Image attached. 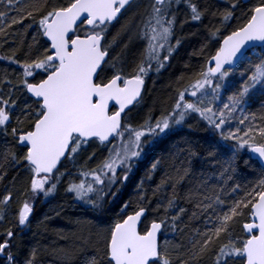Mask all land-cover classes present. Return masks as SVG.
<instances>
[{
  "label": "snow or ice",
  "instance_id": "snow-or-ice-1",
  "mask_svg": "<svg viewBox=\"0 0 264 264\" xmlns=\"http://www.w3.org/2000/svg\"><path fill=\"white\" fill-rule=\"evenodd\" d=\"M190 27L203 37L197 65L134 126L148 80L171 67ZM4 45L0 60L16 68L0 74V264H40L28 236L37 202L63 188L106 216L146 149L192 120L209 134L210 159L228 153L216 185L203 180L191 209L175 183L166 202L123 203L83 264H264V114L243 113L264 98V0H0ZM169 232L190 235L172 244Z\"/></svg>",
  "mask_w": 264,
  "mask_h": 264
},
{
  "label": "trees",
  "instance_id": "trees-1",
  "mask_svg": "<svg viewBox=\"0 0 264 264\" xmlns=\"http://www.w3.org/2000/svg\"><path fill=\"white\" fill-rule=\"evenodd\" d=\"M19 31L20 35L16 37L18 44L25 39L23 30ZM198 31V28L191 27L189 38L192 40L188 41L180 50L179 56H177L178 65L171 70V72L174 71L173 75L170 74V71L166 72L162 74V78L158 79L161 81L156 86L152 88V84L148 87L142 107L131 114L132 121L134 120L136 123L134 126L141 123L149 111L158 115L172 94L176 77L185 71V65H197L199 57L193 56V53L196 52L203 40ZM192 33L197 34L193 35ZM27 40L31 42V36H28ZM10 54L8 45L0 47V57ZM15 68V65H10L6 60H0V74L4 70L11 73ZM241 71V68L234 70V80H239ZM237 87H239L238 83L228 91H224L221 98L226 102L228 95L234 92ZM261 103H264V98L257 93L253 100L244 107L243 113L245 115L254 113L258 121L260 116L264 114L260 107ZM237 117H240V113L237 114ZM190 123L191 129L188 125H184L180 130L146 149L147 155L137 162L128 181L117 186L119 191L115 202L111 204L112 211L106 216L96 218L95 214L87 211L81 203L77 202L71 195L66 194L63 188L46 201L37 202L28 236L31 244L39 249L40 264H83L84 257L95 250L97 234L100 229L111 223L112 219L119 213L123 203H130L135 206L138 197L144 193L147 194L154 206L157 201L166 202L165 196H172L170 185L175 183L178 204L191 209L192 206L187 197L195 198L199 194L198 189L203 180H209L210 186L216 185L219 179V171L222 167H226L228 153L225 150L218 153L217 159H210L208 157L209 134L195 120L190 121ZM189 148L195 151L197 155L189 156ZM156 159L160 160V167L149 180L146 176L151 164ZM189 161H191L190 164ZM183 169H188L187 175L184 174ZM253 171H258V164H254L249 169V172ZM245 176L246 180L243 182L257 178L256 175H249L248 173H245ZM162 180L168 181V185L162 186L153 195V191L157 189L158 185H161ZM141 181H144L143 191L139 188ZM189 235L190 233L181 236L180 233L169 232L166 238L170 243L176 244L181 240L186 242Z\"/></svg>",
  "mask_w": 264,
  "mask_h": 264
},
{
  "label": "rangeland",
  "instance_id": "rangeland-1",
  "mask_svg": "<svg viewBox=\"0 0 264 264\" xmlns=\"http://www.w3.org/2000/svg\"><path fill=\"white\" fill-rule=\"evenodd\" d=\"M195 28H196V27H195ZM198 30H199V29H198ZM190 31H191V27L185 29L184 36L186 37V39H185V42H184V44H183L182 46H185V45L187 44L188 41H191V40H192V39L189 38V36H190ZM198 32H199V31H198ZM177 56H179V53L176 54L175 58H174L173 61H172L171 67L168 68L167 71H166V72H169V71H170V74L172 73L171 75H173V73H174V71L171 72L172 68H175V67H177V65H178V64H177ZM166 72H165V73H166ZM161 78H162V77H161ZM160 81H161V79H160L159 81L156 80L155 83L152 85V88H153L154 86H156V84H158ZM150 86H151V84H150ZM133 121H134V120H133ZM133 121H132L133 125L136 124L135 121H134V122H133Z\"/></svg>",
  "mask_w": 264,
  "mask_h": 264
},
{
  "label": "flooded vegetation",
  "instance_id": "flooded-vegetation-1",
  "mask_svg": "<svg viewBox=\"0 0 264 264\" xmlns=\"http://www.w3.org/2000/svg\"><path fill=\"white\" fill-rule=\"evenodd\" d=\"M183 47V46H182ZM182 47L178 50V52L177 53H179L180 52V50L182 49ZM237 69V68H236ZM235 70V69H234ZM167 71V70H166ZM166 71H164V72H162L161 74H159V75H156V74H153L152 75V77H151V79H149L148 80V82H147V90H148V87L150 86V84L152 85V84H154L155 83V81L156 80H158L159 78H161V76H162V74H164ZM147 92V91H146ZM146 92H145V94H146ZM145 94H144V97H145ZM143 101H144V99L141 101V103L137 106V109H139V108H141L142 107V105H143Z\"/></svg>",
  "mask_w": 264,
  "mask_h": 264
}]
</instances>
